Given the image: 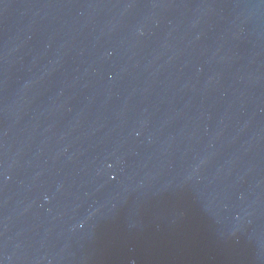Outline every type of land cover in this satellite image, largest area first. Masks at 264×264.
I'll return each mask as SVG.
<instances>
[{
	"label": "water",
	"instance_id": "water-1",
	"mask_svg": "<svg viewBox=\"0 0 264 264\" xmlns=\"http://www.w3.org/2000/svg\"><path fill=\"white\" fill-rule=\"evenodd\" d=\"M0 264H264V0H0Z\"/></svg>",
	"mask_w": 264,
	"mask_h": 264
}]
</instances>
